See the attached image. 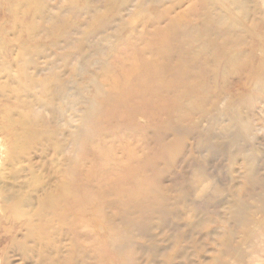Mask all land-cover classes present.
<instances>
[{"label": "rangeland", "instance_id": "obj_1", "mask_svg": "<svg viewBox=\"0 0 264 264\" xmlns=\"http://www.w3.org/2000/svg\"><path fill=\"white\" fill-rule=\"evenodd\" d=\"M202 3L0 0V192L74 191V264H264V0Z\"/></svg>", "mask_w": 264, "mask_h": 264}, {"label": "bare ground", "instance_id": "obj_2", "mask_svg": "<svg viewBox=\"0 0 264 264\" xmlns=\"http://www.w3.org/2000/svg\"><path fill=\"white\" fill-rule=\"evenodd\" d=\"M202 1L206 10L222 4L235 11L237 15L244 16L248 13L249 0ZM233 26L236 24L234 23ZM24 48L26 49V47ZM214 51V54L217 55L216 50ZM30 63L26 62V64ZM19 73L21 78L28 77L23 69ZM25 81H27L28 86L32 84L26 79ZM39 89L42 96L38 99L40 103H44L45 98H49L52 93L58 97L61 95L62 100L66 102L71 99L69 85L61 86L56 77L53 80L41 81ZM4 119L6 121V118ZM30 123L36 126V121L32 120L31 122L30 120ZM30 123L26 120L13 123L10 120L6 121L5 127L11 136V149L18 145L17 141L21 135L29 138L32 135L44 137L45 134L56 138L54 133H40L33 130ZM16 125L21 126V128L24 127L23 134L11 131L10 128ZM54 149L59 153L61 150L60 143L55 144ZM54 190L51 186L43 187L41 176L36 171L21 169L14 174V187L0 192V233H3L0 235V247H2L0 264H13L12 257H10L11 253H18L24 262L33 260L35 264H50V262L60 264L61 252L64 249L67 255L62 258L63 263L74 264L72 254L74 244L64 248L58 236L61 227L70 225L72 219H75L74 214L80 211L77 208L76 195L74 191L65 188L64 185L58 186L57 191ZM55 256H59V258L56 260Z\"/></svg>", "mask_w": 264, "mask_h": 264}]
</instances>
